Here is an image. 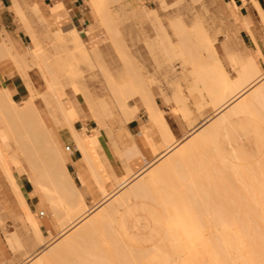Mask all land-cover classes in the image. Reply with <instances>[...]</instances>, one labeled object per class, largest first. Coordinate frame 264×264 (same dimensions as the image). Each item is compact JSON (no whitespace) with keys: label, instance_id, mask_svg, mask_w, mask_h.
<instances>
[{"label":"rangeland","instance_id":"rangeland-1","mask_svg":"<svg viewBox=\"0 0 264 264\" xmlns=\"http://www.w3.org/2000/svg\"><path fill=\"white\" fill-rule=\"evenodd\" d=\"M17 1L22 2V0ZM164 1L165 6L162 7V3H164ZM114 4L115 3L109 4L110 11L112 12L111 21L108 19V24L105 26L102 24L103 21L89 0V12L92 11V13H90L89 26L87 30H77L80 33L83 31L80 36L82 38L83 44L85 45L86 53L89 56V58H87L91 59V63L89 64L84 62L86 61V58L84 59L83 55H81V49H78V46L74 44V41H72L68 26L63 23L56 24L52 22L44 24L43 18L40 15L41 13L39 12L36 14L37 7H34L33 9L28 8L27 12L23 10L25 18L28 16V18L30 17L29 21L31 19L35 22L34 26L39 30V39L44 48L45 55L49 62L56 69L58 77H60L59 80H63V78L65 79L63 82L60 81L61 84L63 83L62 86L66 83L64 86L71 87V84L75 83L81 87H86L87 91L91 93L94 103L108 104L107 108L101 113L102 124L99 128V131H101V139H103L105 136L110 139L111 134H113L119 135L124 141H126L124 129L126 124L129 122L126 121L127 118L125 112L122 110L121 105L116 100L114 95H112L111 85L115 82L120 86L131 84L135 80L133 79L134 72L135 75L138 74L140 76L139 80H142L145 85L152 89L160 109L164 112H170V116H175V119L181 124L184 134L190 132L193 126H197L204 120L213 117L216 108H214L215 104H210L211 101H213L212 98H210L211 100L207 98L209 94L208 91H205V88H201L203 87L201 86V83V85L198 83L199 86L197 87V83L195 82V70L200 66V63L196 59V50L195 48L193 49L194 45H192V47L189 46L192 43H181L180 38L174 34V30L172 28L173 23L180 19L184 20L185 24L191 28L196 25H200V23L204 20L201 23V26L206 28L212 39L216 40L215 47L219 54V58L225 71L233 81H235L238 77L240 60L244 62L255 60L261 70V73L264 74V57H262L260 65L259 60H256L249 54L239 56L237 55L239 44L243 41L234 20L231 18L230 10L223 4L222 0H204L200 3L197 0H121L119 3H116L115 5ZM175 7H178L177 10ZM166 8H169V10L165 13L164 10ZM15 12L18 16L16 8ZM153 13L158 16V20H156ZM17 20L25 32H27L26 28L30 29L28 24L21 22L20 19ZM107 22L103 23L106 24ZM197 22L200 23L198 24ZM58 33L60 35H58ZM57 35L60 37H57ZM28 40L29 44L26 46L25 50L17 49L19 54L25 55L29 53L31 40L30 38ZM121 48L126 51L128 49L129 52H127L131 54L132 59L126 57V54L120 55L118 50ZM120 51L121 53L125 52H122V49ZM186 55L190 56V58ZM124 58H128V61L126 62L125 59L124 62ZM87 61L90 62V60ZM129 63L131 65H129ZM90 64H92V66H90ZM69 67H71L72 74L65 71V69H68L69 71ZM13 69L16 73L18 72V68L15 65ZM65 72H67V74L69 73L70 75L67 76H71V78L68 79ZM30 77L36 92L39 94V97L36 100L37 108L42 112L44 118H47L48 126L54 134V139L58 147L65 154L60 139L62 135L59 131V125H67V123H65L67 120H64L65 117L63 116V113L58 110L55 103L52 102L51 104H47L45 100L41 99L42 96L45 97L46 92L48 91V86L42 73L40 72V69L37 66L34 65L31 69ZM70 79L72 83H70ZM68 87H66L67 89L64 87L65 92L68 95V99L75 101L72 102L75 104V107L80 112V117L82 118L83 114H87L86 110H84L83 100L79 99V102L77 100L76 94L73 95V87H71L72 90L70 87ZM199 89L204 92V95ZM198 92L200 93L198 94ZM28 96L29 94L26 92L24 100L28 99ZM176 100L185 101L186 109L189 114H185L180 109V107L177 106L175 103ZM202 102L206 103L202 104ZM208 105L209 107L205 108ZM126 109L132 115H137V117L139 114L147 115L144 108L141 106V97L139 95L128 94ZM133 111H135V113H133ZM0 121L3 122L4 120L2 121L0 118ZM1 122L0 148L3 150L7 158L11 159L13 150H18V146L15 144L14 139L10 137L9 129L5 125V121L3 122L4 124ZM231 123L232 126L229 131H225V134L220 136L218 140L227 160L226 166L224 165L225 163L217 157V154L213 151V148L205 149L200 155L195 154L196 162H193L190 165L191 169L196 171V173L193 172L194 176L191 180V185H188L189 171L186 170V168L177 170L178 175L185 176L187 181L184 182V186L181 188H175L177 191L174 195L176 201H174L172 204H163L161 201L164 194L163 192L165 190V186L162 183L159 185L156 184L146 186L143 196L132 201L129 207V209H131V213L125 217L124 221L126 222L127 230L134 241H127L126 244H124L125 249L122 251L120 250L121 252H119H124V257L122 256L116 260L115 264H126L124 262L126 260L125 255L129 256L130 254L131 257L133 255L135 257L136 255H139L138 257H140V254H146L147 256L154 253L153 250L155 251L157 247L160 248V245H163L162 247H164V239L166 236H168L167 228L173 227V223L181 221L180 219L173 218V215L180 213V204L177 201V198L181 197L186 199L187 201L185 202V205L192 208L193 212L198 214L201 213V210H203L202 207L205 205L202 203L201 199L198 198V193H201L203 196L207 197V205L213 206L217 208V210L222 214L230 216L229 219H224L221 221L225 223L228 222L239 224L238 226L228 227L229 232L228 235H226L228 238L264 239V201L261 200L262 195L260 194L264 192V185L263 187L259 186L260 183L264 184V174H262L264 171L261 172L264 170V127L263 125H259L255 118L248 117L247 115L240 117L238 116L235 118L233 117ZM3 128H6V130ZM106 132L110 133V135ZM95 134H97V131L95 128H93L91 133L88 135L92 136ZM9 143H13L15 147L6 152L3 144L7 145ZM101 151L102 147L100 149V152ZM19 156L21 161L20 167L26 169L24 173L27 174L31 180L30 165L28 160H26L27 157L24 155V153H19ZM205 159H208V171H204L201 168L205 163ZM105 161L106 160H104V162ZM202 161H204L203 164ZM228 164H232L229 167L233 166V170H230L231 168L228 167ZM249 166L251 169L254 166L255 168L258 167V169H256L257 171L255 172V168H253V173ZM190 167L188 165V168ZM237 167L240 168V171ZM245 167H247V169H245ZM12 169L15 170L17 167L12 166ZM241 169H243V171H241ZM155 170L156 166H152L148 170L147 175L144 174L142 179L134 177L130 178V184L126 186V188H124V190H122V192H120L110 203L112 204L115 202L116 199L130 191L139 183H147L149 176ZM49 171L51 172V176L49 178L52 180L55 178V176L52 169ZM230 172L232 173V176L235 175V178L233 177L235 180H232V176L229 175ZM247 172L252 175H249ZM209 174L213 175L214 179L217 178L218 182L216 183L219 185L221 190L216 184L215 185L218 187V189L216 186H214V184H212L213 178L206 176ZM247 174L248 177H243V175ZM254 174L257 175L253 176ZM109 175L112 180L116 179L113 173H109ZM258 175L260 178H262L260 181L257 180V183L260 182L259 185H257L261 189L260 190L258 188L261 192L254 193L252 191H254L257 186L253 184L255 188L252 190L253 185L250 184L249 181H251L253 176L254 178L252 179L251 183H255L256 177L259 179ZM131 176L132 173L129 175V177ZM228 176L230 177L228 178ZM243 178L245 179L243 180ZM246 179H249L248 187H246L248 184L245 181ZM8 180L6 179L0 164V216L10 222L9 224L11 227H8L7 223L4 224L6 230L11 229L15 231L21 228L24 232L25 238L29 240L30 232L27 228H23L11 213L12 208L10 206L11 204L9 205V203L13 201L15 194L13 191V186L11 183L9 184L10 181L8 182ZM181 181L182 180L180 178L176 180L177 183ZM242 182L247 183L245 184L246 186H243ZM250 185V190L252 191L248 190L249 192H247L246 190L249 189ZM215 189L217 194L220 193L219 191H223V194H218L219 197L214 196ZM178 192L180 193L177 194ZM42 212H44V209L41 210V213ZM21 213H24L23 210H21ZM38 215L40 216L41 214ZM52 215L53 213L51 212V218L54 221V231L52 235H49L46 231H44V234L46 235L45 243H47L49 247H56V245L64 238L60 237V223L56 221ZM39 218L40 217L37 219L39 220ZM93 219L94 217L91 220ZM213 228L215 229V227H212L211 229ZM238 231L241 232V235L236 234ZM98 235L96 236L95 240H98ZM91 241H87L89 243L85 242L82 247L88 246L89 248H96L95 245L97 243L98 245L96 246L100 245L98 241H93V239ZM94 242H96V244H94ZM166 244V249H169V243L166 242ZM90 245H92V247ZM103 245L100 247L103 248ZM25 246L26 249L30 248L28 242L25 243ZM169 246H171V244ZM126 247H128L130 250H127ZM174 249L168 250L170 252L168 256L172 259L173 257L170 256L171 254L174 255L175 259H177L175 260L173 258L172 260H174V262L171 260L170 263L175 264V262H177L178 264H181L180 262L185 260L187 256L185 259L183 258L185 256H178V258L174 252L178 249ZM49 250H47V248H40L39 245H37V247L33 249L34 254L32 257L41 254H48L47 252ZM243 251L245 253H243L241 257H245L250 253L247 248H242L237 252L241 253ZM21 252L23 255H25V250L19 251L16 254ZM77 252H79V250H77ZM85 252H87V250ZM164 252H167V250ZM180 253L183 254L182 252ZM180 253L177 251L178 255ZM92 254L102 255V252L100 253L97 250L92 252ZM229 254L234 255L235 252H229L228 250L222 253L218 252L214 256L209 257L206 262L211 264L221 261L225 262ZM90 257L86 256L87 259L84 257L82 260L79 259L80 262L78 264H86L85 260L90 261L91 264H95L96 262L99 263L100 261L104 262L106 260H102V258L107 257V255L103 257L101 256L102 258H99V256L98 258ZM110 258L111 257L108 258L109 262L107 260L108 264L113 263V260L111 262ZM136 258H134V261H136ZM128 259L130 261L128 263L130 264L133 259L130 260L129 257ZM141 260L143 261V259ZM69 262L71 263V261ZM74 262L75 260L72 261L73 264H75ZM103 262H100V264H103ZM186 262L183 261L182 263L187 264ZM29 263V260L24 258L21 264ZM143 263L145 262L143 261Z\"/></svg>","mask_w":264,"mask_h":264},{"label":"crops","instance_id":"crops-1","mask_svg":"<svg viewBox=\"0 0 264 264\" xmlns=\"http://www.w3.org/2000/svg\"><path fill=\"white\" fill-rule=\"evenodd\" d=\"M222 2L230 10L231 18L234 20L243 41L239 44L237 55L249 54L256 60H259L261 65V59L264 57V0H222ZM18 3L26 12L28 8L33 9L37 7L41 13L44 24L52 22L56 24L63 23L68 26L72 41L73 34L76 33L85 48L80 36L83 31L80 33L77 30H87L89 26L90 13H92V11L89 12V0H22V2L18 1ZM260 11H262V13ZM16 18L19 19L15 12L14 0H0V45H2L4 41H10L16 51L17 49L25 50L26 46L29 44L28 39L30 38L31 47L29 53L20 55L25 57L32 66L35 65L40 69L44 59H46L47 62H49V60L40 42L39 30L35 28V22L31 19L29 21L30 17L28 18L27 16L26 21L30 29L26 28L27 32H25ZM198 62L200 63L198 68L217 67L218 72L226 74L229 77L220 58L218 62H209L208 60H198ZM250 63H253V66L260 70L255 60H249L247 62L240 60L238 76L242 68L249 66ZM13 64L11 60L0 63V88L5 89L6 87V89L9 90L12 101L18 105H22L28 100H24L26 92H28L30 96V90H36L30 77L31 70L28 72L27 79H24L21 74L18 73L19 71L17 72L18 74L15 72L13 69L15 64ZM49 64L52 69L56 71L50 62ZM197 69L195 70L196 80L198 78ZM40 72L46 81L45 75L41 69ZM139 79L140 78H137L135 79L137 81L134 80L131 83L135 86L131 92H127L126 108L128 94L139 95L141 97V106L144 108L147 115L139 114L137 117V115H132L125 108V115L127 118L125 119L129 122L124 129L126 141L119 135L113 134H111L110 139L107 136L101 139V131H99L102 124L101 113L107 108L108 104L95 103L97 112H88L86 110L87 114H83L82 118L80 117V112L75 107L80 117V120L74 125L75 130L83 131L85 129V131L90 134L91 130L95 128L97 134L89 136L85 132L86 139L76 140L72 138L70 129L66 124L63 126L59 125V131L62 135L60 139L65 151L64 154L54 139V134L48 126L47 118L45 119L40 111L50 139L58 153L59 161H56V164L59 171L54 174L55 178L51 180L49 178L51 176V172L49 171L51 168L50 160L46 158V171L38 179L34 175L33 169L29 164L30 180L27 174L24 173L26 169L20 167L21 161L17 149L13 150L11 159H7L9 160L8 162L12 164L15 159H13V157H17L19 162V166L12 164V166H16L17 169L13 170L11 167L15 186L13 185L12 179L7 175L4 169H2L3 173L5 172L4 175L6 179H9L8 182L10 181L9 184L11 183L13 186L15 194V198L9 203L12 208L11 213L23 228L28 229L30 237L29 240H27L21 228L15 231L11 229L6 230L4 224L7 223L8 227H11L9 224L10 222L0 216V264H21L24 258L29 261L36 259L40 255L32 256L34 254L33 249L37 247V245H39L40 248H47V250L54 248L49 247L47 243H45L46 235L44 234V231H46L47 234L52 235L54 231V221L51 218V212L53 213L52 217L60 223V237L64 238L60 241V243H62L67 235L77 232L78 229L90 222L93 217H97L105 207L111 205L110 202L114 198L108 200L109 202L103 200V196L99 191L100 187L107 182H109V184L111 182L108 191L111 192L113 190L111 194L113 195L115 192L114 197H116L130 184V178L142 179L144 174L147 175L148 170L152 166H156V170L149 176L147 183H139L122 195L125 196L126 202L125 205L119 209L114 228L125 242H132L134 240L127 230L124 219L131 213V209H129L130 204L133 200L143 196L146 186L159 185L162 183L165 186V190L161 201L163 204H172L176 201L174 198L175 192H177L175 188H181L184 186V182L187 181L185 176L178 175V169L182 170L186 168V170L189 171L188 185L192 184L193 172L196 173V171H193L190 165L196 162L195 154L200 155L203 150L213 148L217 157L221 161L227 162L224 151L220 147L218 140L220 136L225 134V131H229L231 128V120L228 124H225L219 134L215 136L209 132L212 123L217 119L214 113L213 117L204 120L197 126H193L190 132L184 134L182 126L179 121L175 119V116H170V112H164L160 109L152 89ZM115 84L118 87H124V85L120 86L116 82ZM131 84L125 85V87H129ZM214 90L219 91L220 88L217 86ZM147 101H151L150 107ZM175 103L185 114H189L186 109L185 101L176 100ZM35 105L37 107L36 102ZM133 113H135V111H133ZM255 120L259 124V121L257 119ZM3 129L6 130V128ZM106 133L110 135V133ZM100 143L102 147L101 152ZM3 145L6 152L15 147L13 143ZM103 159L106 161L104 162ZM203 163L204 161H202V164ZM207 163L208 159H205V163L201 167L202 170H209ZM188 165L190 168H188ZM1 168H3L2 165ZM109 173H113L116 179L112 180ZM131 173L132 176L129 177ZM206 176L214 179V176L211 174ZM178 178L182 180L178 182L179 184L176 182ZM212 184H214L213 181ZM16 189L21 190V193L24 195L26 207L21 205V200L17 196ZM43 189L46 190V193L43 192ZM66 191H69L71 195L66 197ZM50 192L52 197L48 194ZM179 193L180 192L177 194ZM80 197L83 198L82 202L84 207L86 206V209H84L80 215L69 218L67 212L69 206L71 208L78 207L81 204L79 201ZM198 198L205 204L202 207L203 210H201V213L198 214L194 213L192 208L185 205L186 199L181 197L177 198L180 204V213L173 215V218L180 219L181 221L173 223V226L191 227L192 225L195 226L197 222H200L201 226L213 227L212 214L214 212V207L207 205L208 199L206 196H203V194L198 193ZM42 209H44V212L41 213ZM21 210H23L24 213H21ZM28 211L35 215L40 234H36L28 222ZM38 214L41 215L39 216ZM38 217H40L39 220L37 219ZM194 236H196V234L192 237ZM26 242L29 244V249H26ZM22 250H25V255H23L22 252L16 254Z\"/></svg>","mask_w":264,"mask_h":264},{"label":"bare ground","instance_id":"bare-ground-1","mask_svg":"<svg viewBox=\"0 0 264 264\" xmlns=\"http://www.w3.org/2000/svg\"><path fill=\"white\" fill-rule=\"evenodd\" d=\"M120 1L121 0H90L93 8L97 11L98 15L100 16V18L103 22H107L108 19H110V21H111L112 12L110 11V8H109L110 5L109 4H111V3L116 4V3H119ZM197 1L200 3L201 1H204V0H197ZM164 4H165V1H164V3H162V7L165 6ZM14 7L16 8V10L18 12V16H19V19L21 20V22L28 24L26 21L23 9L21 8V6L19 5L17 0H14ZM169 8L168 9L166 8L167 10L166 9L164 10L165 13H166V11L169 10ZM177 8H176V10H177ZM259 10H260V8H259ZM34 12H35V10H34ZM36 12H37L36 14H38L40 12L38 8H36ZM260 12L262 13V11H260ZM154 17L156 18V20H158V16L156 14H154ZM263 21H264V17H263ZM103 22H102V24H104L105 26L108 24V22L106 24ZM197 23L199 24L200 22H197ZM201 23H200V25H196L193 28H191L185 24L184 20L180 19L177 22L173 23L172 28L174 30V34L180 38L181 43H183V44L192 43L189 46L194 45V47L193 46L192 47H193V49L195 48V50H196V51L195 50L194 51L196 52V59L197 60H208L209 62H214V61L218 62L219 54L215 48L216 40L212 39V37L210 36V33L206 30V28L201 26ZM58 35H60V34L58 33ZM58 35H57V37H60ZM73 41H74V44H76L78 46V49L79 48L81 49L80 51H81V55H83V58L84 59L86 58L85 59L86 61H84V62L88 63V64L91 63V59H88L89 56L86 53V50L83 47L79 36L76 33L73 34ZM119 47H120V45H119ZM192 47H190V48H192ZM121 49H122V52H124V51L125 52L121 53V51H120ZM121 49L118 50L120 52L119 53L120 55L126 54L125 55L126 57H128L129 59L130 58L132 59L131 54L128 53L129 52L128 49H127L128 52L126 50H123V48H121ZM187 57L190 58V56H187ZM128 58H124L123 59L124 62H125V59L127 62ZM192 58H194V57H192ZM6 60H11V62L14 63L16 65V67L18 68V71L21 74V76L24 79H27L28 72L33 68V66L26 60L25 57L21 56L15 50L13 44L10 41H4L2 43V45H0V63L4 62ZM87 60H90V62ZM233 60H234V58H233ZM132 62H133V60H132ZM130 63H129V65H131ZM90 66H92V64H90ZM40 69L45 75L46 83L48 86V89H47L48 91L46 92L45 97L42 96L41 99L45 100L47 102V104H49V103L51 104L52 102L55 103L58 110L63 113V116L65 118L63 116L62 117L64 118V120L65 119L67 120V122L65 121V123H67V126L70 129V133H71L72 138H74L76 140L86 139L87 137L85 134V132H86L85 129L83 131H76L74 128L75 123L78 120H80V117L75 110V104H73V102H75V101L72 100L73 101L72 102L71 99H68V95L65 92L64 87L66 88L68 86H64V85H66V83H65L63 85L64 86L63 87L62 86L63 83L61 84V82H60V81H62V82L65 81V79L63 78V80H61V79L59 80L60 77H58L57 72L52 69V67L50 66L49 62L46 61V59H44L43 65L40 66ZM217 69H218L217 67H215V68H198L196 71L197 76H198V78L196 80L197 87L199 86L198 83L202 84V85L200 84L201 86H203L201 88H203V89L205 88L204 90L208 91V93H209L208 97L207 96L206 97L209 99L212 98V100H213V101H211L210 104L211 105H212V103H213V105L215 104L214 108H216L215 109V116L217 119L214 121V123H212L211 127L209 128V132H211L212 134L217 136L219 134V132L221 131L222 127L225 124H228L229 121L232 120L233 117L235 118L238 116L240 117V116H245V115H247L248 117H253V118L257 119L259 121V124L261 126L263 125V127H264V74L261 73L258 68L254 67L253 63H250L249 66L242 68V71L239 73L238 78L235 81H233L226 74L218 72ZM65 71L72 74L71 67H69V71H68V69H65ZM67 72H65L66 76L67 75L69 76L70 74L69 73L67 74ZM68 76H67L68 79L71 78V76L70 77H68ZM137 78H140V76L138 74L135 75V72H134L133 79H137ZM70 83H72L71 79H70ZM71 85H72L71 87H73V90H74V92L72 91L74 93L73 95L76 94L78 101H79V99L83 100L84 109L87 110L88 112H97V107H96V105H95V103L91 97V94L87 91V88L83 87V86L81 87L80 85H76L75 83H73ZM134 86H135L134 84H131L129 87H125V86L124 87H118L115 83H113L111 85L112 95H114L116 100L119 102V104L121 105L122 110L124 112H125V108H126L127 92H131L133 90ZM217 86L220 88L219 91L214 90V88ZM71 87H70V89L72 90ZM30 91L31 92H30V96H29L28 100L25 101L22 105H18L12 101L9 90H7L6 87H5V89L0 88V118L2 119V121L3 120L5 121V123H6L5 125L9 129L10 137L14 139L15 144L18 146V150H17L18 154L24 153V155L27 157L26 160H28V163L31 165V167L33 169L34 175L38 179L46 171V163H45L46 158L50 160V165H51L50 170L52 169L54 174H56L59 171L57 164H56V161H59V158H58V153H57L56 147L54 146L53 142L51 141L50 136L48 134V131L46 129V125H45L43 118L41 116V112L35 105V102H36L37 98L39 97V94L32 89ZM200 92L202 94L204 93V92H202V90H200ZM200 92H198V94ZM203 103H206V102H202V104ZM147 104L150 107L151 101H147ZM209 105L205 108H208ZM199 106H201V105H199ZM201 108H204V107H201ZM199 110H200V108H199ZM3 122H1V123H3ZM7 159L8 158L5 155V153L2 151V149H0V163L3 167L2 169H4V171L7 173V175L12 179L13 185L15 186L14 180L12 178L11 167H12V164L19 166L18 165L19 164L18 158L13 157L14 162L12 164H11V162H8L9 160H7ZM20 164H21V162H20ZM224 165L226 166V163ZM230 165H232V164H230ZM230 165L228 164V167ZM232 167H229V168H231L230 170H233ZM247 167H245V169H247ZM251 167H250V169H251ZM253 168H255V166ZM238 169L240 171V168H238ZM243 169H241V171H243ZM252 169H251V171H252ZM256 169H258V167L255 168V172L257 171ZM263 171L264 170H262L261 172H263ZM230 173H229V175L232 176V173L231 174ZM248 174L252 175L250 173H248ZM248 174L243 175V177L244 176L248 177ZM262 174H264V173H262ZM262 174H260V175H262ZM256 175L254 174L253 176H256ZM234 176H232V180L235 178ZM253 176L251 178V181L254 178ZM229 177L230 176H228V178ZM241 178H242V176H241ZM245 178H243V180ZM258 178L259 179H257V177H256L255 183H251V181H249V179L245 180L247 183L249 181L250 184H252V185L254 184L255 186H257V188H255V186L253 185L252 190L254 188L255 189H254V191H252V190H250V188H251V185H250L249 189L246 190L247 192H249L248 190H250L254 193L261 192L260 191L261 189L259 188V186L263 187L264 184L259 182L260 183V185H259V183H257V182L260 181L262 178H260V176ZM213 182H214V186H216L217 185L216 182H218L217 178L213 179ZM261 182H263V181H261ZM247 183L244 182L243 186H246L245 184H247ZM110 185H111V182H110V184H109V182H107L106 184H104L102 187L99 188V191L103 196V200H106L107 202H109L108 200L115 198L114 197L115 192L112 195L111 193H113V190L111 192L108 191V187ZM248 185H249V183L247 184L246 187H248ZM217 186L219 187V185H217ZM216 187H214V188H216ZM218 187H217V189H218ZM219 189H220V187H219ZM256 189H257V191H256ZM115 191H117V190H115ZM214 191H215L214 196L219 197L220 194H223V191L222 192L219 191L220 192V193H218L219 195L217 194L216 189ZM16 192H17V196L21 200V205L26 207V200H25L24 195L21 193V190L16 189ZM43 192L46 193V190L43 189ZM48 194L50 197H52L51 192ZM260 194L262 195L261 200L264 201V192H262ZM68 195L70 196L71 193L69 191L68 192L66 191V197ZM82 199H83L82 197L79 198V201L81 204L78 207L71 208L69 206V208L67 210L69 218L80 215V213H82V211H84V209H86V206L84 207ZM215 201H214V204H215ZM103 202H105V201H103ZM125 202H126L125 196L119 197L115 202H113L111 205L106 207V209L102 210L101 211L102 213L100 212V214L97 217H95L93 220L88 222L85 226L78 229L77 232L70 233L69 235H67L66 239L62 243L57 245L56 247L50 249L47 252L48 254H45V255L41 254L36 259L30 260L29 264H31V263L32 264H73L72 261H74V260H75L74 263L78 264L80 262V260L83 259V257L84 258H86V256L90 257L92 252L97 251V250L100 253L102 252V255H100V254L96 255L95 254L96 255L95 256L94 254H92V256L90 258H94V257L98 258V256L100 258L101 256L103 257V256L107 255L108 258L109 257L112 258V259L110 258L111 262L113 260V263H110V264H115L116 260H118L122 256L124 257V254H123L124 252L123 253H119V252H121L122 250L125 249L124 244H126V242L117 234L114 226H115L116 216L119 212V209L125 205ZM214 210L215 211L212 214V218L214 220L213 221V227H215V229L214 228L211 229L210 227L201 226L200 222H197V224L195 226L192 225L191 227H183V226L170 227L167 230L168 236H166V238L164 239L165 249H164V247H162L163 245H160V248L157 247V249L155 251L153 250L154 253L147 255V256H146V254H144V255L140 254L141 255L140 257H138L139 255H136L137 258L134 255H133L134 257L133 256L131 257L130 254H129V256L125 255L126 260L124 259L125 260L124 262L126 264H129L128 263V262H130L128 259V257H129L130 260L133 259V261H131L130 264H140V263L141 264H171L170 261L174 258V255L170 254V256L173 258L172 259L169 258L168 255L170 252L168 250H170V249L172 250L175 248V249H178L177 250L178 253H180V252L183 253V254L180 253L178 255L177 251L174 249L175 251L174 250L173 251L176 253L175 255H177V257L178 256L179 257L185 256V257H183L185 259L187 256V258H186L187 262H186V259L183 260L187 264H211V263L206 262L209 257L214 256L218 252L219 253H222L224 251L226 252L227 250L229 252H235V254L234 255L229 254L225 262L221 261V262H216L214 264H264V239L228 238L226 236V235H228V232H229L228 227L229 226L230 227L231 226H238L239 224L238 223H228V222L225 223V222L221 221L224 219H229L230 216L222 214L215 207H214ZM234 218H237V217H234ZM28 222L32 226L35 233L40 234V231H39V228L37 225L36 217L34 214H31L29 211H28ZM194 234H196V236L192 237ZM236 234L241 235V232L238 231ZM97 235H98V240H95ZM92 239H93V241H98L100 243V245L96 246V245H98V243L96 244V242H94V244H96L95 245L96 248L93 247L94 249L89 248L88 246H87L88 248L86 246L82 247V245L85 244V242L91 241ZM166 242L169 243L168 244V247H170L169 249H166V247H167ZM87 243H89V242H87ZM101 243H102V245L104 244L103 248L100 247V246H102ZM94 244H93V246H94ZM120 244H121V246H120ZM170 244L172 247L169 246ZM113 245H115V246H113ZM90 246L92 247V245H90ZM126 248H127V250H130L128 247H126ZM130 248L132 249L131 246H130ZM242 248H247L250 251V253L248 255H246L245 257H241V255L243 253H245L244 251L241 253L237 252L238 250H240ZM103 249H105V250H103ZM77 250H79V252H77ZM84 250L85 251L87 250V252H85ZM165 250H167L168 253L164 252ZM107 257H105V258H107ZM142 257H147V258H142ZM105 258L103 257L102 260H106V261H104V262L100 261V262L101 263L103 262V264L104 263L108 264L109 259L108 258L105 259ZM134 258H136L135 259L136 261H134ZM141 259H143V261L145 263H143V261ZM107 260H108V262H107ZM69 261H71V263ZM172 261L174 262V260H172ZM85 262H86V264H91V262L88 260H85ZM100 262L99 263L96 262V263L100 264ZM182 262H180V263L184 264ZM172 264H174V263H172ZM175 264H178V263L175 262Z\"/></svg>","mask_w":264,"mask_h":264}]
</instances>
